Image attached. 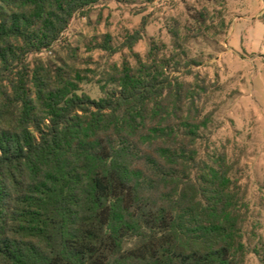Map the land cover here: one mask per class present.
Listing matches in <instances>:
<instances>
[{
  "label": "trees",
  "instance_id": "16d2710c",
  "mask_svg": "<svg viewBox=\"0 0 264 264\" xmlns=\"http://www.w3.org/2000/svg\"><path fill=\"white\" fill-rule=\"evenodd\" d=\"M204 1L91 72L66 32L99 0H0V264H264L242 171L210 137L221 84L200 68L229 25L227 0Z\"/></svg>",
  "mask_w": 264,
  "mask_h": 264
},
{
  "label": "rangeland",
  "instance_id": "374dc122",
  "mask_svg": "<svg viewBox=\"0 0 264 264\" xmlns=\"http://www.w3.org/2000/svg\"><path fill=\"white\" fill-rule=\"evenodd\" d=\"M204 4V0H99L86 16L78 14L71 20L66 37L79 47L86 67L93 72L105 63L132 60L133 53L144 55L151 38L169 42L166 28L172 20L184 23L191 10ZM143 16L147 25L142 39L132 51L122 47L125 36L139 28ZM226 22L229 28L219 38V45L206 49L213 59L200 68L211 78L216 75L221 84L208 105L216 109L209 132L211 140L218 146L224 144L229 157L238 163L264 237V0H227ZM106 35L110 44L119 48L117 52L94 48ZM98 80L91 76L82 91L98 98ZM246 264L261 263L250 254Z\"/></svg>",
  "mask_w": 264,
  "mask_h": 264
}]
</instances>
